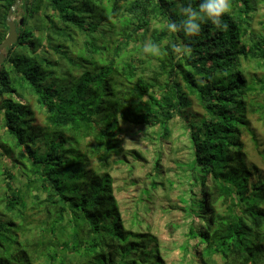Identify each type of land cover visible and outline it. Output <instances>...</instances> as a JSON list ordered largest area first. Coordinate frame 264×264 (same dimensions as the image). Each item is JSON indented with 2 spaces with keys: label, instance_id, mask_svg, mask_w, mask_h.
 Masks as SVG:
<instances>
[{
  "label": "trees",
  "instance_id": "trees-1",
  "mask_svg": "<svg viewBox=\"0 0 264 264\" xmlns=\"http://www.w3.org/2000/svg\"><path fill=\"white\" fill-rule=\"evenodd\" d=\"M15 1L0 0V44ZM228 4L226 27L206 23L185 39L152 29L178 22L165 0H22L26 17L0 76V264H264V175L243 141L258 146L249 115L264 119V76L243 65L264 70V25L253 27L264 0ZM176 44L190 55L177 58ZM177 120L190 161L176 160L165 180V144L130 152L122 134L165 142ZM129 156L153 170L122 211L111 170L125 167L136 186ZM168 184L181 194L159 211L172 215L171 230L187 227L184 238L157 234L152 220L134 230L140 206Z\"/></svg>",
  "mask_w": 264,
  "mask_h": 264
},
{
  "label": "rangeland",
  "instance_id": "rangeland-1",
  "mask_svg": "<svg viewBox=\"0 0 264 264\" xmlns=\"http://www.w3.org/2000/svg\"><path fill=\"white\" fill-rule=\"evenodd\" d=\"M263 12L264 7L259 6V11L255 19L253 20V27L257 28L258 30H262L264 25V19H263ZM26 17L24 8L21 6L18 8V10L13 14L12 19L15 21V23H19L20 20L24 19ZM37 16L34 18H29V25L28 28H32L33 32L36 33L37 30V23H35ZM166 24L160 23V21H156L152 23V29H158L161 30L166 28ZM151 29V30H152ZM4 57L7 55V50L3 52ZM45 56H48V51L45 52ZM243 65L245 66L246 70L249 72L250 76H257V77H263L264 76V70H261L257 67L256 63L254 61L244 62ZM247 72V74H248ZM252 101H254L255 104L262 103V97H258V95L254 94L251 96ZM31 108L33 109V112L35 113V120L36 124H42L43 123V115L42 112L37 108V104L34 100H31ZM193 112H195L198 116V113L201 112L200 107L197 105L196 102L193 104ZM249 120L251 124V129L256 134V140L258 143V146L256 147V144L254 143V140L250 135H245L243 138L244 144H245V150L247 152V162L249 165H255L259 168V171L262 175H264V119H260L258 115L252 114L249 115ZM1 126V123H0ZM173 126V125H172ZM175 129H173V133L171 134V137L168 138L165 142H162L159 140L158 136L154 137L152 140L146 141L145 137L139 138V140L136 138V136L133 133L131 134V137L127 136L126 134H122V136H125L126 145L124 143V147L126 149L132 151H145V152H151L154 153L157 151L159 152L161 147V144H165L162 153L161 158L162 162L158 167V172L161 176L168 174L169 171H178L179 168L175 165L176 160H185V162L189 163L190 158L187 159V156L184 154L185 151H182L184 148L190 147V142L188 139V136H180L179 132H184L182 130V123L177 120V123L174 126ZM160 155V154H159ZM134 156H129V161L133 162L135 164L134 166H137L134 169V174L132 175V178L134 181H137L138 184L132 185L129 181V177H131V173L123 166H120L119 164H113L111 174L115 179V195L119 202L120 209L124 211V208L133 203L135 199H137V194L139 191L144 189L145 183L148 181L147 179L144 181H141L142 177L145 176V173H148L149 171L153 170V165H145L143 168L140 167L139 163H136L134 160ZM170 175L168 174V178ZM168 191H155L153 194L154 201L153 206L146 205V206H140V214L142 217L143 222L140 219H137L133 225V229L136 231H146L149 229L150 221L152 220L153 229H156L157 234H165L166 232L172 233L173 231L176 232L175 234L179 235L180 237L184 238L183 234H186L188 231L187 227L184 229H181L180 226L178 229L171 230L168 228V221L170 218L166 212L159 211V207H163L164 203L167 202L168 199H171L170 202L174 199L175 202H177V196H179L181 193L178 191L175 192L176 189L172 187V185H167ZM140 202V200H139ZM141 205V203H139ZM161 210V208H160ZM159 211V212H158ZM168 217V218H167ZM166 241H168L169 238H163ZM170 244V243H169ZM178 259H174L173 263H177Z\"/></svg>",
  "mask_w": 264,
  "mask_h": 264
},
{
  "label": "clouds",
  "instance_id": "clouds-1",
  "mask_svg": "<svg viewBox=\"0 0 264 264\" xmlns=\"http://www.w3.org/2000/svg\"><path fill=\"white\" fill-rule=\"evenodd\" d=\"M171 16L178 18L167 24L170 32L183 33L185 39L198 37L202 26L206 23L217 28L226 27L222 17L228 11V0H165ZM177 58L190 55L192 49L187 44H176L173 47ZM150 48L143 46V52L149 53Z\"/></svg>",
  "mask_w": 264,
  "mask_h": 264
},
{
  "label": "water",
  "instance_id": "water-1",
  "mask_svg": "<svg viewBox=\"0 0 264 264\" xmlns=\"http://www.w3.org/2000/svg\"><path fill=\"white\" fill-rule=\"evenodd\" d=\"M21 4H22V0H16L14 5L10 8L8 15H7L6 23H7L9 32L5 40L0 44V76H1V66L3 65L4 59H5L3 52L17 43L18 27L22 26L24 23V20L22 19L17 25L15 21L12 19L13 14L18 10Z\"/></svg>",
  "mask_w": 264,
  "mask_h": 264
}]
</instances>
